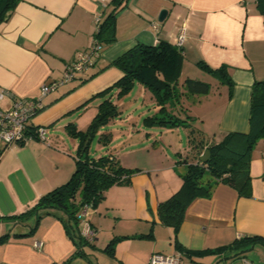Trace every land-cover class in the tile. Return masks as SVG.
<instances>
[{"label":"crops","instance_id":"crops-1","mask_svg":"<svg viewBox=\"0 0 264 264\" xmlns=\"http://www.w3.org/2000/svg\"><path fill=\"white\" fill-rule=\"evenodd\" d=\"M111 1L18 0L0 22V89L15 97L38 98L41 85L61 79L66 64L92 43L98 24L112 7ZM162 9L167 14L159 21ZM115 34L116 40L103 48L92 66L41 97L43 108L32 123L48 128L61 120L65 133L70 124L81 130L74 114L104 96L96 94L122 76L118 68L107 63L138 44L165 40L177 45L180 35L182 69L186 62L202 60L225 75L211 73L221 83L218 91H212L219 99L220 113L213 122L212 139H202L203 148L189 142L184 151L174 147L175 157L165 154L159 166L143 170L124 165L110 153L122 166L134 169L130 182L109 187L87 216L95 231L90 243L94 249L101 239V252L85 246V255L75 256L67 264H148L153 252L178 255L180 264L264 263V256H259L260 262L239 261L242 254L228 258L242 250L236 244L243 237L258 235L264 242V137L252 150L249 196H241L235 188L219 182L209 196H198L189 203L176 231L157 214L158 204L181 186L186 162H195L207 144L220 140L225 133L249 130L251 88L254 82L264 80V8L258 7L257 0H128L117 13ZM211 88L209 83L207 98ZM216 104L209 106L215 108ZM165 127L171 130L176 126ZM57 135H50L56 143L49 138L26 143L33 170L16 156L17 167L26 175L30 188L22 197L16 195L15 188L7 192L8 197L2 195L0 236L8 237L0 242V264H61L76 248L57 217L43 215L34 230L35 215L14 217L73 173L78 143L76 139L58 141ZM217 135L218 140H214ZM114 236L119 238L111 256L103 248Z\"/></svg>","mask_w":264,"mask_h":264},{"label":"trees","instance_id":"trees-1","mask_svg":"<svg viewBox=\"0 0 264 264\" xmlns=\"http://www.w3.org/2000/svg\"><path fill=\"white\" fill-rule=\"evenodd\" d=\"M17 1L0 0V22L9 15ZM127 2L128 0H112L110 11L98 24L93 40L101 45V52L103 48L116 40V16L127 5ZM257 5L261 9L264 8V0H257ZM99 56L94 58L93 64ZM183 60L182 48L168 41L159 40L151 45L138 44L107 63V66L118 68L122 72V76L96 95L105 96L116 88L121 94L139 82L153 91L159 100V105H161V115L157 117L159 125H171L172 127L183 125V122L174 119L176 116L165 106L168 99L177 94L176 86ZM197 65L208 73L219 72L221 76H225L222 75L220 68H211L202 60L197 61ZM184 86L185 94H206L209 90V83L193 78H186ZM105 104L111 105V101L105 98L99 104L98 109L103 110L106 107ZM42 108L43 105L39 111ZM99 121L105 123L101 114L94 117L86 131L77 129L74 124L67 125V132L78 140L73 173L66 182L42 194L26 211L14 215L15 218L35 215L36 223L31 228L32 230L43 215L51 214L60 219L67 235L73 240L76 247L71 256L61 264H67L75 256L85 255L83 251L85 246H94L80 235L78 214L83 204L91 203L93 208L96 207L109 187L114 184L129 183L134 170L122 166L112 155L97 158L89 155V140ZM261 137H264V80L254 82L251 88L249 130L247 132L229 131L220 140L207 144L205 149H209L210 156L206 162H200L197 155L195 162H186L185 171L181 175V186L166 200L158 204L159 219L176 231L184 218L185 209L189 203L198 196H209L214 186L219 182L235 188L241 196H249L251 194L250 161L252 150ZM188 142L195 144L190 138ZM196 145L199 148L204 147L202 141L196 142ZM141 236H150V233L141 234ZM7 237L8 234L1 235L0 242ZM118 238L114 236L107 242L103 248L107 254L113 255V246ZM260 238L258 235L241 238L236 244V248L241 246L242 250L228 258L239 256L244 252V246L258 243Z\"/></svg>","mask_w":264,"mask_h":264},{"label":"rangeland","instance_id":"rangeland-1","mask_svg":"<svg viewBox=\"0 0 264 264\" xmlns=\"http://www.w3.org/2000/svg\"><path fill=\"white\" fill-rule=\"evenodd\" d=\"M186 78L210 83L211 96L207 98L205 94L192 93L185 95L184 80ZM220 85L217 77L200 68L197 63L186 62L180 72L176 96L169 98L165 103V106L170 108V112L176 116L174 119H178L186 125L180 124L171 130L157 124V117L161 115L159 100L153 91L139 82L121 94L117 88L112 89L105 96L89 101V104L83 106L74 115H76L75 119L79 123V128L83 131L88 129L97 114H101V118L105 120L104 124L101 121L98 122L95 132L91 135L88 145L90 156L97 158L112 153L124 165L132 164V166L143 170L150 169L159 166L164 161L165 154L174 158V147L180 146L181 151H184L188 147L189 138L195 143L205 138L212 139L214 136L213 122L220 113L219 99L213 97L212 91H218ZM105 98L111 101V105L105 104L106 107L99 110L98 106ZM215 101H217L215 108H211L209 105ZM61 124L62 122L59 120L52 126L45 127L48 130H46V138L50 139V135L58 134L61 138L58 141L63 140L65 143H69L70 139L75 140L76 138L68 132H64ZM218 137L219 135L214 137V140H218ZM52 139H50L51 142L56 143L57 139H54L55 141ZM76 142L78 143L77 139ZM26 143L16 141L10 145H4L0 141V159L4 157L2 168H0V202L3 201L2 195L8 197L7 192L11 188H15L16 195L19 197H22L24 192H28L30 188L26 175L17 167L16 161V156H19L24 159L26 166L31 167L32 162L28 160L31 152ZM29 169L33 170L34 168ZM91 210L93 211V208H90ZM90 211L89 215L92 214ZM101 242V239L98 243L95 242L96 248L94 249L87 245V249L100 253L99 248L104 244ZM253 245L244 246V252L237 259L239 261L242 259L244 262L250 260L260 262L259 256H264V242L255 243L254 247ZM90 257L93 259V256ZM237 263L234 262V264Z\"/></svg>","mask_w":264,"mask_h":264},{"label":"built area","instance_id":"built-area-1","mask_svg":"<svg viewBox=\"0 0 264 264\" xmlns=\"http://www.w3.org/2000/svg\"><path fill=\"white\" fill-rule=\"evenodd\" d=\"M183 35L177 40V46H181ZM101 54V45L95 40L87 49L79 53L73 61L65 66L61 79L50 83H43L40 87V96L36 99L26 97H15L7 89H0V141L4 145H10L13 142H28L31 139L46 141V128L44 125H35L32 118L42 107L41 97L55 90L64 82L74 78L77 72H81L93 64L94 58ZM91 203L83 204L78 218L80 219V235L85 241L94 239L95 231L87 219ZM40 246L39 242L35 243ZM148 264H180V257L173 254H162L153 252L150 254ZM247 264H253L251 262Z\"/></svg>","mask_w":264,"mask_h":264},{"label":"water","instance_id":"water-1","mask_svg":"<svg viewBox=\"0 0 264 264\" xmlns=\"http://www.w3.org/2000/svg\"><path fill=\"white\" fill-rule=\"evenodd\" d=\"M166 14H167V10L166 9H162L159 12L158 20L162 21L165 18ZM209 156H210L209 149H205L204 152L199 156V161L200 162H206L207 159L209 158Z\"/></svg>","mask_w":264,"mask_h":264}]
</instances>
